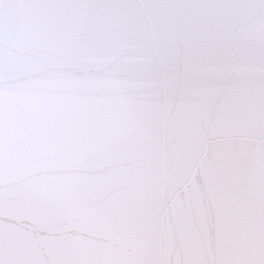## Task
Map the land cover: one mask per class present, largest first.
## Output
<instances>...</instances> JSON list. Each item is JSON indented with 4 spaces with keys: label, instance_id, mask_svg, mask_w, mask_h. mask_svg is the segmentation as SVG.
<instances>
[{
    "label": "snow or ice",
    "instance_id": "6c2138e0",
    "mask_svg": "<svg viewBox=\"0 0 264 264\" xmlns=\"http://www.w3.org/2000/svg\"><path fill=\"white\" fill-rule=\"evenodd\" d=\"M0 264H264V0H0Z\"/></svg>",
    "mask_w": 264,
    "mask_h": 264
}]
</instances>
